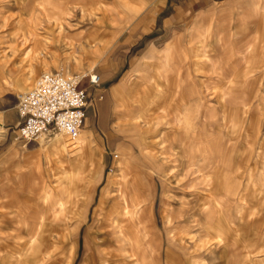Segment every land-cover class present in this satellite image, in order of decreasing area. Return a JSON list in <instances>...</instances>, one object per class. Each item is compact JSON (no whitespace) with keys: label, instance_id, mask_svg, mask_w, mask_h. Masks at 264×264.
<instances>
[{"label":"rangeland","instance_id":"rangeland-1","mask_svg":"<svg viewBox=\"0 0 264 264\" xmlns=\"http://www.w3.org/2000/svg\"><path fill=\"white\" fill-rule=\"evenodd\" d=\"M162 1L0 0V114L17 103L18 95L33 87L43 72L58 70L81 80H88L87 73L100 74L110 58L120 55L122 44L133 42L153 25ZM262 13L264 0L216 2L197 19L192 14L187 30H181L178 49L166 57L161 56L164 50L159 51V70L182 87L189 84L186 79L194 80L192 84L202 92L200 114L211 113L206 108L216 111L207 125L211 131L205 129L204 136L213 132L220 137L218 157L226 164L215 167L224 184L228 181L230 195L225 188L218 191L221 184L214 193L212 185H187L193 176L209 172L213 163L169 161L173 159L169 154L184 161L189 157L197 123L188 125L189 133L170 152L166 131L176 129L166 120L158 125L162 136L151 138L149 133L145 140L149 147L142 151L133 119L124 124L127 129L132 126L128 132L132 137L126 138L131 144L124 148L103 147L100 134L93 133L88 140L80 132L75 138H82L88 147L67 157L54 146L58 139H74L64 133L47 131L35 140L16 139L0 145V246L2 241L11 244L0 250V257L19 255L12 245H29L37 261L23 252L20 264H84L86 260L88 264H163L168 248L182 258L181 264H264V100L252 97L264 94V45L260 51L247 52L245 64L237 61L245 57L254 30L264 28ZM263 43L264 33L259 40ZM193 51H203L221 70L232 62L230 71L219 79L195 71L193 62L202 58L195 59ZM151 74L152 68L138 75ZM91 92L89 88L87 99ZM222 94L229 98L231 109L224 108L221 114ZM251 126L258 129L256 137ZM60 199L70 214L61 211ZM215 201L220 205L214 215L218 226L206 228L215 235L208 241L201 239L204 228L197 219L207 211L211 215ZM224 209L231 226L228 239L221 232ZM39 231L37 243L29 244ZM218 236L228 240L227 246L218 244ZM71 240L76 242L75 252ZM245 242L252 251L247 255ZM174 245L184 248L179 251ZM186 249L191 256L184 255ZM161 250V258H156Z\"/></svg>","mask_w":264,"mask_h":264},{"label":"crops","instance_id":"crops-1","mask_svg":"<svg viewBox=\"0 0 264 264\" xmlns=\"http://www.w3.org/2000/svg\"><path fill=\"white\" fill-rule=\"evenodd\" d=\"M224 1L226 0H163L162 6L158 11V15L156 16L153 25L147 28V31L137 35L133 42H125L122 44L119 49L120 55L110 58L107 62L108 66L104 67L102 72L98 74L99 84L97 86H90L86 78L80 80V88H85L86 92L89 88L92 89V92L89 94L87 99L88 105L85 109V117L81 129L82 134L90 140L92 134L97 133L101 135V145L103 147L115 146L116 148H124L131 144L126 141V138L132 137L131 133L128 132H130L129 130L132 129V126H134L136 134L139 135V147H141L142 151L147 146L149 147V145H145V140L148 139L147 135L149 133L153 134L151 138L162 136V130L158 127V125L162 124L163 121L166 120V124L172 123L176 129L174 130L175 132L172 133L170 131H166V141H168V144H166V147L168 148L166 150H169L170 152L171 148H175L174 146L176 142L182 140L183 136L189 133L187 132L188 125L197 123V133H192L194 141L192 145L193 147L188 150L190 153L189 157L187 156L184 161L182 158L175 157L174 154H169L168 157L173 156V159H170L169 161L193 162L199 163V165L202 163H213L209 172L205 175L202 174L201 176H193L190 180L191 183L188 182L189 184L187 185H190L189 188H204V186L207 187L211 184V192L214 193V189L221 184L222 186L219 187L218 191L225 188V194L230 195L231 190L228 181L225 180L224 184L221 177L222 172L217 173L215 167L216 164H226L224 159L222 160V156L221 159L218 157L220 156L218 149L221 141L220 137L217 133L213 132L204 136L205 129H208V123H211L210 117L215 116V109L206 108L211 110V113H202L204 116L201 118L200 115L202 114H200V102L202 100V92L198 91L197 86L192 84L195 83L194 80L189 81L186 79L184 82L189 84L182 87L179 84V80H174L173 77L166 76L161 70H159L160 65L158 60L160 50H164L161 56L166 57L170 54L171 50H176L178 49L177 47H180L178 40H180L182 36L180 34L182 33L181 30H187L189 26H187V21L189 18H192V14H194V17L197 19L198 13H200L204 8H207L216 2ZM261 17L264 18L263 13ZM262 28L258 27V30H254V36L251 41L248 42L245 57L237 60L239 63L242 62L245 64V59L248 56L247 52H251L255 49L260 51V47L264 45V43L259 44L261 35L264 33V28L261 30ZM144 38L147 40L145 43H143ZM235 47L236 46L234 45V48ZM206 56L207 55L203 51H201V53H193V57L195 59L200 57L202 58L199 62H193V66H197L195 71L203 70L206 74L218 79L223 76L224 72L227 73L230 71L232 62H228V64L225 65V68L222 66L223 71L216 61H212ZM262 58L264 59V53H262ZM150 68H152L153 72L150 76L142 77L143 75H138L139 72H148ZM152 76L156 77H154L155 79L153 81ZM241 76L242 75H240V77ZM143 78H145V80H142ZM83 82H86V86H81ZM224 96V94L221 95V114L224 108L231 109V107H229V98H224ZM256 96H259L260 101L263 102V93L253 94L252 97ZM16 104V101L12 102L10 105L3 108L0 114V145L8 144L11 141L16 140V129L20 123ZM180 116L182 117L180 118ZM131 119L134 120L132 126L129 127V129L125 128L124 124H126V122H130ZM252 123H254V121ZM117 124H122L124 127H117ZM212 127L213 125L211 128ZM252 128L254 129L255 127ZM252 131H254V133H251L252 136L256 137L258 135V129H254ZM168 136H171V139H169L170 137L168 138ZM79 140L81 141V148L79 151L88 147L87 143H85L82 138ZM157 145H159V143H157ZM221 145L223 146L222 142ZM204 151L206 152L205 155L203 153ZM116 156L118 157V154H116ZM121 156H124V154L122 153ZM178 156L182 157V155ZM197 172L200 171H196L195 173ZM202 181H206V184L204 185V182L202 183ZM220 181L223 182L220 183ZM262 187L264 188V182ZM243 199L247 201L245 197ZM219 206L220 205L216 202L214 207L211 208V215L209 211H207L205 212V215L201 213V216L203 215L201 219H197L198 224L202 225L204 228V230H202L204 235H202L201 239L204 238L209 241L210 238L215 237V235L213 233H209L206 228L218 226L215 224V221L217 220L214 219V215L216 214V209ZM143 209L149 210L147 207H144ZM224 214L226 215H224L225 219L221 223V226L223 227L221 232L228 239L230 238V219L229 213L225 209ZM173 218L175 219V217ZM174 222H176L174 225L177 226V223L180 221L176 220ZM68 239H70V236ZM227 239L224 240V237H221L218 244L222 241L224 242L223 245L227 246ZM31 241L32 240L30 239L29 244ZM73 243H75V241L71 240V244ZM10 245L11 244H9L8 241H2L0 250ZM248 246L249 245L246 242L243 244L246 255L252 252ZM174 247L179 251L181 248H184L179 246L177 247V245H174ZM28 248L29 245H12V250H14L13 252H16L19 255L7 256L2 253V256L0 257V264H7L8 262L11 264H20L23 261L22 257L27 255H29V257H27L28 259L31 258L32 260L37 261L32 257ZM23 252H25L24 256ZM191 253L192 251L186 249L184 255L191 256ZM161 255L162 250L155 256L156 258H161ZM192 257L195 256L193 255ZM39 260H41V258H39ZM182 261L183 260L180 256L170 252V250L166 248V259L163 264H181Z\"/></svg>","mask_w":264,"mask_h":264},{"label":"built area","instance_id":"built-area-1","mask_svg":"<svg viewBox=\"0 0 264 264\" xmlns=\"http://www.w3.org/2000/svg\"><path fill=\"white\" fill-rule=\"evenodd\" d=\"M90 86L99 84L96 73H87ZM83 77V76H82ZM76 78L58 70L43 72L36 84L20 93L16 109L20 119L16 139L35 140L47 131L75 138L81 131L88 105L86 89Z\"/></svg>","mask_w":264,"mask_h":264},{"label":"bare ground","instance_id":"bare-ground-1","mask_svg":"<svg viewBox=\"0 0 264 264\" xmlns=\"http://www.w3.org/2000/svg\"><path fill=\"white\" fill-rule=\"evenodd\" d=\"M38 80V79H37ZM37 80H36V82H37ZM36 82H35V84H36ZM34 84V85H35ZM81 132V131H80ZM60 133H63V132H60ZM65 134V133H64ZM67 135V134H66ZM79 135V134H78ZM77 135V136H78ZM68 136V135H67ZM70 137V136H69ZM80 138H74L73 140H71V141H67V140H65V139H63V140H57V141H55L54 142V146L55 147H57L59 150H60V152H62L65 156H67V157H71V154H73V152L74 151H77V150H79L80 148H81V141L79 140ZM46 156H48V155H46ZM47 160V159H46ZM211 185V184H210ZM210 188V187H209ZM215 188V187H214ZM211 197V196H210ZM213 199V198H212ZM215 204H216V201H215ZM60 205H61V211H63V213L65 214V215H68V214H70V212L68 211V210H66V209H64L63 207H62V200L60 199ZM144 214V213H143ZM143 219V218H142ZM40 232L41 231H39V232H37V233H35V234H33L32 235V237H31V243H37V239L39 238V236H40ZM66 237L67 238H69V232L67 231V233H66ZM72 246H73V251L75 252L76 251V242L75 243H73L72 244ZM36 249H37V246L35 247ZM87 257V256H86ZM85 264H88V261L86 260V262H85Z\"/></svg>","mask_w":264,"mask_h":264}]
</instances>
